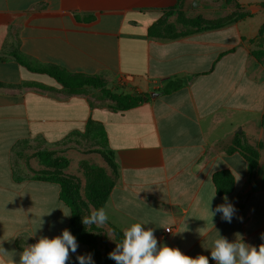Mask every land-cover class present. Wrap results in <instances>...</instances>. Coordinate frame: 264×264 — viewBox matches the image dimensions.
Listing matches in <instances>:
<instances>
[{
	"label": "crops",
	"instance_id": "obj_1",
	"mask_svg": "<svg viewBox=\"0 0 264 264\" xmlns=\"http://www.w3.org/2000/svg\"><path fill=\"white\" fill-rule=\"evenodd\" d=\"M190 2L0 0V246L8 256L15 252L18 261L41 236L61 235L72 217L61 186L28 164H38L41 153L68 157L85 149L113 173L108 154L117 175L104 206L103 254L116 248L118 231L141 221L149 222L158 244L208 256L210 264L219 235L264 243V72L244 40L249 19L215 29L187 25L180 19L230 15H194L187 12ZM14 53L32 68L99 77L113 94L147 99L116 110L100 88L71 92ZM175 82L181 87L164 94ZM240 146L256 153L255 168ZM221 172L234 177L230 194H217L214 175ZM225 196L236 208L231 223L209 210ZM77 243L67 264L91 254Z\"/></svg>",
	"mask_w": 264,
	"mask_h": 264
},
{
	"label": "clouds",
	"instance_id": "obj_2",
	"mask_svg": "<svg viewBox=\"0 0 264 264\" xmlns=\"http://www.w3.org/2000/svg\"><path fill=\"white\" fill-rule=\"evenodd\" d=\"M214 196L215 194L211 197L210 204ZM223 199L224 203L217 205L214 210L210 207L209 210L212 218L219 213L222 220L231 223L236 208L228 201L227 196ZM64 215L71 214L64 213ZM107 220L108 214L101 207L93 210L89 216L83 217L82 223L85 226L103 225ZM148 224V221H141L123 229V239L109 253V258L116 264H210L208 256L198 255L193 258L184 254L179 248L158 244L154 229L145 227ZM41 226L42 222L39 228ZM166 229L171 232L170 228ZM261 239L264 240V234H261ZM77 248L76 238L68 229H64L61 235L53 238L41 236L36 243L24 247L18 254V261L14 259L15 252L8 256L9 252L0 246V254L8 256L7 261L0 259V264H67L70 260V252L75 253ZM210 254L215 264H264V243L258 247L247 244L240 233L235 234L233 241L219 235L213 241ZM77 260L79 264H94L91 254L77 256Z\"/></svg>",
	"mask_w": 264,
	"mask_h": 264
},
{
	"label": "rangeland",
	"instance_id": "obj_3",
	"mask_svg": "<svg viewBox=\"0 0 264 264\" xmlns=\"http://www.w3.org/2000/svg\"><path fill=\"white\" fill-rule=\"evenodd\" d=\"M190 1V7L187 12L194 15L204 13L220 16L238 13L241 14L242 20L248 18L249 26L247 30L250 37L244 40L248 42L250 56L255 67L262 69L264 72V2L259 6L247 7L242 5L233 6L230 0ZM252 31H255L253 35L251 34ZM47 154H49L50 164L44 163L39 155V159L36 158L38 164L34 162L28 164L30 170L34 168V173L45 179H62L67 182L79 216V231L83 235L97 241L98 244H101V249H103L107 239L104 224L85 226L82 223V218L89 216L93 210L104 208L116 183L117 175L114 169L110 167L113 173L108 172L100 165L99 157L96 156L98 157L96 158L91 151H86V149L81 151L80 155L72 156L70 153L68 157L55 156L51 153ZM103 156L109 165L110 159L108 157L110 156L105 153H103ZM117 243H119L118 240Z\"/></svg>",
	"mask_w": 264,
	"mask_h": 264
},
{
	"label": "trees",
	"instance_id": "obj_4",
	"mask_svg": "<svg viewBox=\"0 0 264 264\" xmlns=\"http://www.w3.org/2000/svg\"><path fill=\"white\" fill-rule=\"evenodd\" d=\"M264 4V3H263ZM182 13V12H181ZM227 19V20H226ZM242 19L241 14L233 13L225 18L218 20H204L202 18H196L193 20H188L181 18L184 24L203 27L205 29H215L219 28L233 22H237ZM15 58L24 66L30 68L34 72L45 73L50 77L54 78L59 84L71 92H78L79 90L85 87H94L100 88L104 96L110 97L115 103L114 109L124 111L135 108L144 102V95H129V94H113L110 90L106 89L103 81L99 77H87L84 75H72L63 68L56 66H48L43 68H32L30 67L23 58H21L17 53H14ZM182 82L172 83L168 88L163 90L164 94H169L179 87H181ZM242 153L250 162V168L253 169L256 166L257 155L254 151L240 146ZM109 156V155H108ZM40 157L44 163H51L49 161V154L41 153ZM107 157V156H106ZM110 160L109 165L115 170L114 163L111 157H108ZM50 181H55L61 186V199L66 203L72 212V217L68 230L76 238L77 242L82 243L87 246L90 250L92 260L94 264H111L114 260L109 258V250H105L104 254L101 252L99 244L97 241L89 238L88 236L83 235L79 231V216L76 209L74 199L72 198L71 192L68 189L67 182L62 179H48ZM234 177L229 172H221L214 175V184L216 186L218 195L230 194L234 188ZM113 189V188H112ZM112 191V190H111ZM111 194V193H110ZM108 201V200H107ZM116 238L119 242L123 239V233L117 232ZM103 254V255H102Z\"/></svg>",
	"mask_w": 264,
	"mask_h": 264
},
{
	"label": "water",
	"instance_id": "obj_5",
	"mask_svg": "<svg viewBox=\"0 0 264 264\" xmlns=\"http://www.w3.org/2000/svg\"><path fill=\"white\" fill-rule=\"evenodd\" d=\"M156 95H158V94H156V93H152L151 94V96L154 98V96H156ZM147 98L146 97H144V101L146 100Z\"/></svg>",
	"mask_w": 264,
	"mask_h": 264
},
{
	"label": "built area",
	"instance_id": "obj_6",
	"mask_svg": "<svg viewBox=\"0 0 264 264\" xmlns=\"http://www.w3.org/2000/svg\"><path fill=\"white\" fill-rule=\"evenodd\" d=\"M162 84H163L162 81H159V82H158V85H159V86H161Z\"/></svg>",
	"mask_w": 264,
	"mask_h": 264
}]
</instances>
